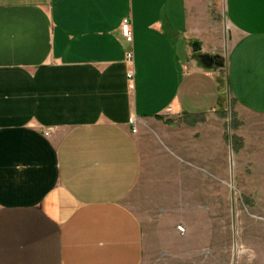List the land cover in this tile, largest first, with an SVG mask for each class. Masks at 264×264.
<instances>
[{
	"label": "crops",
	"instance_id": "crops-1",
	"mask_svg": "<svg viewBox=\"0 0 264 264\" xmlns=\"http://www.w3.org/2000/svg\"><path fill=\"white\" fill-rule=\"evenodd\" d=\"M238 189L264 198V0H0V264H217Z\"/></svg>",
	"mask_w": 264,
	"mask_h": 264
},
{
	"label": "rangeland",
	"instance_id": "rangeland-1",
	"mask_svg": "<svg viewBox=\"0 0 264 264\" xmlns=\"http://www.w3.org/2000/svg\"><path fill=\"white\" fill-rule=\"evenodd\" d=\"M230 31L225 30V36L219 40H212L216 45L213 47V53L221 60L226 57L233 39L230 37ZM213 56V55H211ZM220 72L224 68L220 67ZM229 102V98H227ZM245 169L241 170L245 173ZM244 187V184H242ZM244 189H238L239 193L229 200H222L223 209L231 208V214H223L222 224V255L220 263H223L231 256V264H264V198H246ZM133 197L128 199V205L131 209H136V203ZM226 224L229 228L226 230ZM216 264V263H213Z\"/></svg>",
	"mask_w": 264,
	"mask_h": 264
},
{
	"label": "built area",
	"instance_id": "built-area-1",
	"mask_svg": "<svg viewBox=\"0 0 264 264\" xmlns=\"http://www.w3.org/2000/svg\"><path fill=\"white\" fill-rule=\"evenodd\" d=\"M119 33L121 34V38L127 43V44H132L133 42V37H132V32L131 31V23H130V20L128 18H123L121 19V22H120V28H119ZM133 54L130 52H128L125 56V64L127 66V81H128V84L130 88H132L133 86V80H134V71H133ZM136 120L135 118H132L131 119V124H133L135 126V123ZM136 132V129L133 128L132 130V133H135ZM45 136H50V132H46L45 133ZM179 232L183 233L184 230L183 228L181 227H178L177 228Z\"/></svg>",
	"mask_w": 264,
	"mask_h": 264
},
{
	"label": "water",
	"instance_id": "water-1",
	"mask_svg": "<svg viewBox=\"0 0 264 264\" xmlns=\"http://www.w3.org/2000/svg\"><path fill=\"white\" fill-rule=\"evenodd\" d=\"M191 43L193 53L197 54L198 59L206 69H212L213 67H222V64L219 63V57L217 55L210 56L207 54H202L199 43H197L196 41H193Z\"/></svg>",
	"mask_w": 264,
	"mask_h": 264
}]
</instances>
